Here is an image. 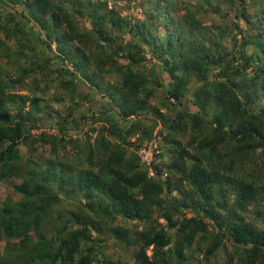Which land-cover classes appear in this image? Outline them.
<instances>
[{
  "label": "trees",
  "instance_id": "1",
  "mask_svg": "<svg viewBox=\"0 0 264 264\" xmlns=\"http://www.w3.org/2000/svg\"><path fill=\"white\" fill-rule=\"evenodd\" d=\"M15 4L46 61L6 25ZM0 32L16 83L57 80L44 99L8 92L0 64V264H201L188 259L222 245L227 264H264V0H0ZM87 119L106 134L72 144L70 162L32 161L35 145L74 140L32 128ZM150 140L153 175L136 153Z\"/></svg>",
  "mask_w": 264,
  "mask_h": 264
},
{
  "label": "rangeland",
  "instance_id": "2",
  "mask_svg": "<svg viewBox=\"0 0 264 264\" xmlns=\"http://www.w3.org/2000/svg\"><path fill=\"white\" fill-rule=\"evenodd\" d=\"M252 2V0H250ZM213 5V2L211 3V6ZM12 9H15L16 12L15 13H11L9 10V13L6 17L7 19V23L6 25H10L13 24L15 29H22L25 33V35L27 34L28 36H31L33 40H31V44L35 45V51L41 56V58H44L46 61V57H47V52L46 50H44L39 46V44L34 43V32H35V24L30 22L29 20H26V18H24L25 12H23L22 8L20 5L15 4L12 6ZM24 13V14H23ZM4 14V12H3ZM136 16H138V14H136ZM141 17V16H140ZM212 19H206L204 22L209 23L211 22ZM145 23H148L147 21ZM35 25V26H34ZM154 33H159L160 29H152ZM41 35H43V33L41 32ZM3 32H0V41L3 42ZM52 46H54V43H51ZM3 46V43L1 44L0 42V50L1 47ZM49 57V56H48ZM4 63V64H3ZM0 64L2 65V68L9 72V74H7L6 76L10 77V79L14 80L13 86L11 89L7 90L8 92H15V93H19L21 95H26V96H39L42 99L47 98L48 94L52 93L53 90H55L56 88V81H54V79H50V80H44L42 83H39V85L37 86V88H33V84L27 79L23 78V84L22 83H16L15 82V72L12 71L11 68H15L16 64L15 63H10V64H5L4 60L0 58ZM19 71V70H18ZM32 76V74L27 75V77L30 79V77ZM44 84H46V89L44 90ZM90 104H91V108L92 110L95 109V102L94 100H89ZM49 102V101H48ZM41 104V103H40ZM49 107H48V111L51 110V108L56 109L57 111L59 110V106L56 103H52L49 102ZM13 112V109L11 110ZM22 111L23 112H30L29 115V119L31 121V119H33L34 117H42V113L37 112V114L34 115L31 114L32 110L29 108V104H27V101H25L22 105ZM164 111L166 114H168L170 110H167L164 108ZM77 114H75L76 117ZM28 119V121H29ZM40 121V120H39ZM86 123H79L76 121H73L70 125V130L65 131L64 129L62 130H56V129H52V128H46L45 125H40L38 128H32L30 130L31 134H37L40 131H44L45 133H47V135L53 139V141L57 144V145H62V141L69 139V136L71 138H73L74 140L71 141L72 143L70 144H66L63 146L58 147L56 150H54V148H52L50 146V144H37L33 147V150L31 151V158L33 162H39L41 165H46V163L48 161L47 158L51 157H55L56 160L59 161H68L67 159H72L73 158V152H74V148L71 146L72 144L76 145V147H79L81 145H83L86 141L91 140L93 137L95 136H100V135H105L106 131H105V125L102 123H98V122H91V124L88 123L89 119L85 120ZM140 121H142L143 124L145 125H149V124H153V129H161L162 128V123L161 121H159L158 119L156 120V116L152 113V114H146L143 113L140 115ZM72 126V127H71ZM65 133V135H64ZM60 136L63 137L62 141L59 140ZM111 140H115L116 136L114 135H109ZM133 137H131L130 140H132ZM57 151V152H56ZM62 154H65L66 159L62 158ZM56 192L58 193V197L61 199V202L58 204L57 208L59 211H61L62 213H67L69 210H75L76 208V201L74 200V195L71 192L68 191H61L59 189H56ZM189 215V214H187ZM253 217V215H251ZM118 218V217H117ZM131 227H137L136 226V221H131L128 220ZM159 222L161 224H164V220L162 218L159 219ZM139 229V228H138ZM102 237V236H101ZM103 242H104V254H109V253H115L118 255H121V257L123 259H127L130 255V253L132 252V248L131 247H127V246H119V245H113L112 242L109 239H104V237H102ZM229 248L227 247V245H222L220 246L211 256H209L208 258H204L201 255H193L192 257H190L188 259V262H191L193 260H198L201 264H227L225 261V252L228 250ZM147 253H149V251L147 250Z\"/></svg>",
  "mask_w": 264,
  "mask_h": 264
},
{
  "label": "built area",
  "instance_id": "3",
  "mask_svg": "<svg viewBox=\"0 0 264 264\" xmlns=\"http://www.w3.org/2000/svg\"><path fill=\"white\" fill-rule=\"evenodd\" d=\"M153 152H156V142L150 140L144 143L137 151V156L141 163H143L147 168L148 175H153L154 170L151 167Z\"/></svg>",
  "mask_w": 264,
  "mask_h": 264
}]
</instances>
